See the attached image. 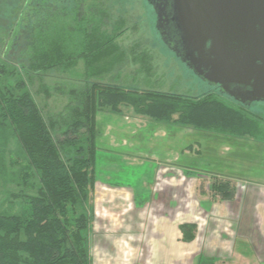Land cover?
<instances>
[{
  "label": "trees",
  "instance_id": "16d2710c",
  "mask_svg": "<svg viewBox=\"0 0 264 264\" xmlns=\"http://www.w3.org/2000/svg\"><path fill=\"white\" fill-rule=\"evenodd\" d=\"M13 1L10 37L25 50L11 57L23 60L18 68L0 64V264H91L98 111L129 108L159 123L264 139L260 116L215 91L196 98L73 83L79 62L87 76L126 62L116 41L128 29L129 0ZM54 72L65 78L53 87L43 81ZM54 93L66 104L45 115L36 95ZM211 189L222 201L235 196L228 180Z\"/></svg>",
  "mask_w": 264,
  "mask_h": 264
},
{
  "label": "crops",
  "instance_id": "0c3cea01",
  "mask_svg": "<svg viewBox=\"0 0 264 264\" xmlns=\"http://www.w3.org/2000/svg\"><path fill=\"white\" fill-rule=\"evenodd\" d=\"M210 139L215 144L224 138ZM253 147L264 152L263 144ZM179 155L153 159L144 191L95 176L90 242L94 235L98 246L93 254L90 247L91 264H264V160H242L246 168L262 169L254 179L246 177L247 169L239 171L237 157L215 160V170L202 171L187 152ZM221 179L235 186L231 201L211 189Z\"/></svg>",
  "mask_w": 264,
  "mask_h": 264
},
{
  "label": "rangeland",
  "instance_id": "374dc122",
  "mask_svg": "<svg viewBox=\"0 0 264 264\" xmlns=\"http://www.w3.org/2000/svg\"><path fill=\"white\" fill-rule=\"evenodd\" d=\"M13 2V0H5L0 3V64L8 69L18 68L17 65L24 64L23 60L20 61L21 63H15L11 58L12 55L25 50L23 40L13 44L10 37L13 29H10L11 21L8 19L10 9L15 7ZM127 11L128 29L116 41V44L121 46L120 50L126 62L116 63L100 74L95 73V70L92 73V70L88 72L89 76L86 72L84 74L83 65L79 62L74 70V84L100 83L138 91L163 92L196 98L215 91L211 84L201 79L182 61L168 45L166 37L160 34L156 10L150 0H129ZM134 44H139L138 48L134 47ZM132 58H135V62L131 60ZM44 78L43 82L54 87L56 82L65 77L54 72ZM35 80L36 86L40 84L39 80ZM223 99L233 103L225 96ZM36 101L45 115L57 113L66 104L65 99L56 97V93L48 98L41 94L36 95ZM247 109L264 121L263 104H254ZM96 125L98 156L94 165L95 176L98 181H106L116 186H129L144 191L142 186L147 187L152 181V174L148 171L151 162L156 163L172 152L177 153L179 159H181L179 153L187 152L188 159L196 163L194 167L202 171L215 170L213 165L215 160L217 164H224L230 159L237 158L241 163L238 166L239 171L241 173H244L245 169L248 171L246 177L257 179L262 171L258 165L246 168L245 161H242L252 159L254 163L256 159L264 160V152L253 147L258 143L264 145L262 138L261 141H255L251 138L220 137L192 127L159 123L147 117L136 116L129 108L123 109L120 114L98 111ZM213 136L224 139L214 144L210 139ZM177 148L184 149L178 151ZM255 150L258 152L254 153ZM123 154L131 157L126 158ZM182 159L187 160V155H183ZM93 238L98 240L94 235ZM93 238L91 237L90 242L91 254L98 246V242L94 243Z\"/></svg>",
  "mask_w": 264,
  "mask_h": 264
},
{
  "label": "water",
  "instance_id": "95a60500",
  "mask_svg": "<svg viewBox=\"0 0 264 264\" xmlns=\"http://www.w3.org/2000/svg\"><path fill=\"white\" fill-rule=\"evenodd\" d=\"M166 0L154 4L157 27L167 23L164 13ZM174 11L172 21L176 25L181 44L187 49L184 62L194 72L210 84H222L216 76L242 75L245 69L246 53H251L249 61L257 71L255 85L264 90V0H170ZM207 45H209L207 47ZM208 48V49H207ZM207 50L210 59L203 74L197 56ZM176 53V52H175ZM177 54V53H176ZM256 54V55H255ZM260 60L262 66L255 67ZM225 90V86H222ZM253 100H264V93Z\"/></svg>",
  "mask_w": 264,
  "mask_h": 264
},
{
  "label": "flooded vegetation",
  "instance_id": "af4514ba",
  "mask_svg": "<svg viewBox=\"0 0 264 264\" xmlns=\"http://www.w3.org/2000/svg\"><path fill=\"white\" fill-rule=\"evenodd\" d=\"M5 0H0V3L4 2ZM151 4L154 6V4L162 2V0H150ZM166 8H165V15L167 18V23L160 24V34L164 35L166 37V40L168 42V45L173 49L174 52L177 53V55L182 59L186 57V53L188 52L187 49L184 47L183 44H181V40L179 37V33L176 29L175 23L172 21V17L174 16V11L171 8V1L166 0ZM209 45H207L208 47ZM208 49V48H207ZM247 55L244 59L241 57V60H244L245 63V69L242 71V75H230L229 77H224L222 74L218 73L216 76L219 78L221 82H224L222 84H211L214 87L215 92L219 93L222 96H225L226 98L233 101V103L239 104L245 108H249L254 104H263L264 100L262 101H255L253 100L256 96H258L261 93H264V90H258V87L255 85V78H258L257 71L254 72L253 66L251 67V64L249 61L252 59L249 57L253 55L251 53H246ZM256 55V54H255ZM199 65L202 67L203 74H206L211 70L210 67H207V69L204 68L206 63L208 64V60L210 59L207 50H205V53L203 55L197 56ZM187 65L188 63L185 62ZM262 66V62L260 60H257L255 62V67ZM190 67V66H189ZM201 79L206 81L203 78V75L199 76ZM207 82V81H206ZM208 83V82H207ZM210 84V83H209ZM222 86H225V90L222 88Z\"/></svg>",
  "mask_w": 264,
  "mask_h": 264
}]
</instances>
